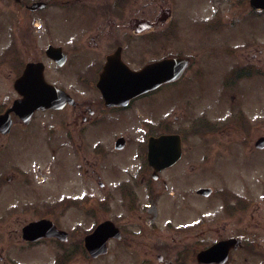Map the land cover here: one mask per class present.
I'll use <instances>...</instances> for the list:
<instances>
[{
    "label": "rangeland",
    "instance_id": "obj_1",
    "mask_svg": "<svg viewBox=\"0 0 264 264\" xmlns=\"http://www.w3.org/2000/svg\"><path fill=\"white\" fill-rule=\"evenodd\" d=\"M142 2V14L149 21L159 6L173 13V29L160 39L167 41L161 43L160 53L190 56V67L155 99L158 119L148 107L139 109L145 117L143 125L135 112L125 115L124 125L118 127L109 118L106 126H113L110 131L121 133L126 142L116 152L110 144L113 134L107 135L106 157L94 151L95 136L84 138L77 132L65 136L71 131L61 126L65 114H38L24 130L19 129L21 133H13L8 154L15 157L16 168L23 169L25 181L17 177L0 188L4 210L0 209V239H4L0 264L51 262L55 249L50 243L23 252L11 246L21 226L39 213L74 235L69 244L80 243L83 233L105 218L121 228V239H110L104 255L89 259L80 247L73 264H148L146 259L155 264L157 254L196 264L190 258L191 249L209 245L221 234L242 235L251 245L256 242L233 248L228 264H264V204L256 208L253 203L257 197L264 199L259 192L264 190V149H254L255 139L264 136V13L252 9L248 0ZM0 6H4L2 0ZM12 6L5 13L0 11V110L11 102V82L18 67L11 60L12 49L8 51L7 19H25ZM35 20L39 23V18ZM29 48L21 52L23 61L40 58L39 47ZM152 116L157 123H148L146 117ZM147 131L182 135V157L156 178L136 170L141 161L137 143ZM9 139L0 135L1 152L7 151L1 146L9 145ZM10 168L3 170L8 173ZM122 182L131 195H123ZM199 187H210L212 192L199 195L195 193ZM222 189L232 192V211L237 216L222 211L217 194ZM64 199H78L84 205L57 206ZM86 206L94 208L88 211Z\"/></svg>",
    "mask_w": 264,
    "mask_h": 264
},
{
    "label": "flooded vegetation",
    "instance_id": "obj_2",
    "mask_svg": "<svg viewBox=\"0 0 264 264\" xmlns=\"http://www.w3.org/2000/svg\"><path fill=\"white\" fill-rule=\"evenodd\" d=\"M2 1L4 6H0V11L5 13L9 10V6L13 5L12 11L16 15L24 16L25 19H23L24 22L22 19H7L8 25L10 24L8 33L6 28L4 30L6 37L8 38L9 35L10 38L8 51L12 49L13 57L11 60L14 61L15 59L16 62H13V64L15 66L18 62V67H15V72L13 71L14 76L11 82L13 95L11 102L7 107L0 110V113L4 112L19 97L20 92L17 89L18 79L28 63H39L41 68L39 76L43 82L64 90L72 97L73 102L65 103L60 109H36L28 121H24L15 111H10L11 124L9 129L4 132L2 131L3 127H0V135L10 136L9 145L4 144L1 146V148H6L7 151H0V188L3 186V182L15 180L17 177H22V182L24 183L23 169L16 168V163L13 160L15 157L10 156L8 152L13 147V133H21L19 129L24 130L38 114L46 112L52 116H57L58 113L61 116L65 114L64 117L60 118L61 126L65 125L71 130L65 136L69 137V135H73L75 132L84 138L95 136L92 142L94 151L106 157L109 153H107L105 148V144L106 146L108 144L105 140L111 134L113 136L111 138L112 143L110 144H112L116 152L123 148H117L116 144L124 140L122 145L124 146L126 142L121 133L110 131L113 126H106L109 118H111L110 121L114 120L117 122L116 127H118L119 124L124 125L125 115L135 112L137 113L135 119H138L140 124L143 125L145 117L141 115L139 109L143 110L146 107L150 108V112L157 118L158 115H155V108L153 107L157 102L155 99L166 88L174 86L183 76L175 81L163 83L155 89L140 93L125 102L107 103L105 99L107 95L120 93L121 89L119 85H121V80L124 79L125 75L128 74L129 69L136 71L150 62L165 57H186L184 54H176L174 51L160 53L161 43L167 42L160 39L170 36L174 25L170 22V20L172 21L173 13L166 7L160 10L159 6L156 12L157 15L152 21H149L142 14L144 7L142 0ZM129 11L131 15L128 17ZM36 17L39 18V23L37 24L33 23ZM4 26L6 27V25ZM39 42L41 43L40 45H38ZM132 44L133 46H131ZM33 45L39 47L40 51L38 54H40V58L30 59L28 57L27 59L25 57L23 61L21 52H27L30 49L29 47ZM189 59L191 62V58ZM146 119H148V123H154V121L157 123L158 118L154 119L152 116L146 117ZM103 129L108 131L104 132ZM157 134L159 133L157 132ZM150 135L152 134L147 131V134L144 135L145 139L140 143L142 145L139 147L138 157L141 162L139 163L138 171L139 173H149L151 175L152 168L145 161L147 139ZM254 149L256 148L254 147ZM10 165L12 168L9 169V172H4L3 169ZM99 184L102 185L103 183L99 182ZM259 192L264 194L263 188ZM261 202L264 204V199L260 200L258 197L253 201L256 208H259ZM57 206L63 207V205ZM92 207L87 208L93 209L94 207ZM0 209L3 210L2 207ZM231 215L233 217L234 215L237 216L238 212L233 209ZM40 218H47V215L39 213L37 218L24 223L21 226L18 238L17 235H14L15 238L11 240V246L18 247L23 252L25 249L50 243L55 249L53 254H51V262L48 263L46 261V263L43 262L42 264H73L74 259L79 255L80 247L83 250V255L85 254L87 258L95 259L100 257L89 255L84 245L82 243L80 245L79 241L69 244V237L73 235L71 232L66 234L59 232L55 235H41L34 240L24 238L22 233L23 228L30 222ZM52 221L57 228L62 229L56 221L53 219ZM98 222L96 221L95 224ZM86 233H83L81 241H83ZM229 237L240 239L239 245L236 246L237 248L256 245V242L251 245L250 241L244 240L242 235L236 234H221L218 235L216 240ZM3 242L4 239H0V243ZM1 247L0 251H3V245ZM206 247L207 245L191 249V246L190 258L194 257L195 260L196 252ZM235 249H231L230 253ZM186 255L187 252L183 257ZM1 258H3L2 255H0V260ZM155 258V264L183 263V260L181 261L182 258H179L181 262H178V257L173 260H166L163 255L157 254ZM145 262L151 264L149 259H146ZM228 263L229 261L220 264ZM12 264L15 263L12 262ZM196 264L199 263L196 262Z\"/></svg>",
    "mask_w": 264,
    "mask_h": 264
},
{
    "label": "water",
    "instance_id": "obj_3",
    "mask_svg": "<svg viewBox=\"0 0 264 264\" xmlns=\"http://www.w3.org/2000/svg\"><path fill=\"white\" fill-rule=\"evenodd\" d=\"M252 7L264 8V0H249ZM187 60L180 57L164 58L147 64L142 69L128 73L124 86L120 93L105 96L107 103L125 102L130 97L154 88L163 81L175 79L185 66ZM41 68L39 64H27L23 76L18 80L17 89L22 94V98L17 99L10 109L18 113L25 121L31 112L36 108L60 107L65 101H71L67 94L62 90L55 89L45 84L41 77ZM9 109V110H10ZM8 110V111H9ZM8 111L0 115V127L2 131H7L10 121ZM179 137L177 135H161L149 139V151L151 159L150 164L155 167H163L172 163L179 157ZM123 141L117 144L121 147ZM257 147H264V137H259L255 143ZM159 153V155H157ZM157 161H160L157 165ZM207 189H199L198 192L207 193ZM57 231L53 224L45 219L30 222L23 228V236L26 239H36L41 235L55 234ZM119 237L118 228L110 220L101 222L94 231L86 236L85 245L92 255L103 253L107 249L106 241L109 237ZM239 241L236 239L220 241L206 250L197 254L199 262H210L216 256L215 261L225 262L227 260V250L230 246H235ZM230 245V246H229Z\"/></svg>",
    "mask_w": 264,
    "mask_h": 264
}]
</instances>
